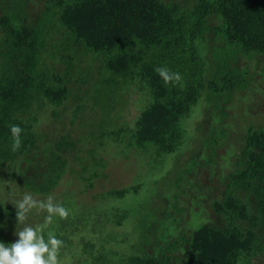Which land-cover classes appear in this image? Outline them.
Listing matches in <instances>:
<instances>
[{
	"label": "rangeland",
	"instance_id": "374dc122",
	"mask_svg": "<svg viewBox=\"0 0 264 264\" xmlns=\"http://www.w3.org/2000/svg\"><path fill=\"white\" fill-rule=\"evenodd\" d=\"M159 1L181 10L199 2ZM57 2L0 0V108L25 114L40 139L33 154L0 158V240L15 242L25 225H43L48 213L39 204L51 198L68 211L64 219L75 220L61 225L69 238L58 264H142L134 258L148 255L188 264L208 251L196 241L207 227L236 230L248 244L237 264H264V209L251 190L263 183L264 167L256 170L245 154L251 149L264 160V53L229 42L221 15H209L197 42L205 79L209 86L216 82L217 90H204L182 121L177 151L158 154L154 144L140 146L132 139L149 94L134 80L110 88L98 57L59 36ZM29 72L37 85L60 75L68 81V96L51 100L25 80ZM17 83L20 94L9 90ZM55 84L64 83L48 86ZM256 135L259 142L250 144ZM240 171L248 176L235 184ZM112 190L127 192L121 197L110 195ZM25 194L37 206L21 222L16 205ZM231 195L246 203L245 217L224 213ZM98 209L125 210L128 217L93 230L81 215ZM60 218L54 215L46 232L62 230Z\"/></svg>",
	"mask_w": 264,
	"mask_h": 264
},
{
	"label": "trees",
	"instance_id": "16d2710c",
	"mask_svg": "<svg viewBox=\"0 0 264 264\" xmlns=\"http://www.w3.org/2000/svg\"><path fill=\"white\" fill-rule=\"evenodd\" d=\"M56 1L61 9L59 36L98 57L107 73L105 83L118 90L134 80L141 90L149 94V102L136 120L132 139L140 146L154 144L158 154L177 151L184 139L182 121L190 115L204 90H217L214 88L216 82L209 86L205 79V60L197 42L203 35L209 15H221L224 35L229 42L239 44L245 52L264 53V0H199L192 9L186 10L165 5L159 0ZM157 68L168 69L170 79L165 81ZM25 80L30 81L37 91H45L51 100L69 94L68 81L60 75L54 80L64 84L50 87L48 84L54 82L53 79L37 85V77L32 72ZM21 84L17 83V88L10 85L9 90L20 94ZM16 111L8 105L0 108V158L33 154L39 148V134L33 129V123L25 114L20 115ZM11 125L22 128L21 147L16 151L11 149ZM258 139V135L252 137L250 144L255 140L258 143ZM252 151L248 149L245 154L259 170L264 167V160L258 159L260 157ZM246 172H238L235 184L246 179ZM261 175L264 176L263 171ZM251 190L260 196V206L264 209V181ZM126 192L112 190L109 193L122 197ZM223 210L231 219L245 217L248 213L246 203L232 195L225 199ZM81 216L91 220L93 230H101L110 220L117 225L122 224L128 213L120 209L110 213L106 209H98ZM61 219L59 224L63 223V227L75 221L73 219L70 223L63 218L61 222ZM63 227L56 234L62 245L67 244L69 238L68 233H62ZM197 235L196 241L201 240V246L208 251H204L198 261L188 264H237L248 251V244L231 228L218 230L207 227ZM134 259L142 264L171 262L168 256L164 260L151 255Z\"/></svg>",
	"mask_w": 264,
	"mask_h": 264
},
{
	"label": "clouds",
	"instance_id": "9594fccd",
	"mask_svg": "<svg viewBox=\"0 0 264 264\" xmlns=\"http://www.w3.org/2000/svg\"><path fill=\"white\" fill-rule=\"evenodd\" d=\"M156 71L164 77L165 81L170 79L168 69L157 68ZM179 77L177 76V79ZM12 151L21 147L22 128L19 125H11ZM37 203L31 195L25 194L23 200L16 205L17 220L23 222L26 214L36 207ZM40 209L47 211L48 215L44 219L43 225H25L18 233L15 242L5 244L0 240V264H58V252L62 246V241L57 238L55 232L49 230L48 226L52 223L53 216L58 215L63 218L68 215L65 207L54 204L52 199L39 204Z\"/></svg>",
	"mask_w": 264,
	"mask_h": 264
}]
</instances>
